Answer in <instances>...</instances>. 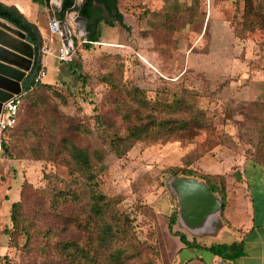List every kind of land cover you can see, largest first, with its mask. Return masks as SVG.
I'll list each match as a JSON object with an SVG mask.
<instances>
[{"label": "rangeland", "instance_id": "obj_1", "mask_svg": "<svg viewBox=\"0 0 264 264\" xmlns=\"http://www.w3.org/2000/svg\"><path fill=\"white\" fill-rule=\"evenodd\" d=\"M1 1L38 25L50 49L60 47V34L51 25L53 16L63 21L60 7L52 5L50 15L45 3ZM199 4L205 20L196 26L183 20L180 26L185 28L170 36L157 28L153 16L171 5L167 0H119L129 30L102 22L101 42L87 49L72 24L78 41L73 62L45 57L48 74L42 81L50 89H42L34 104H23L18 125L5 138L12 158L0 160V264H70L57 246L79 234L62 231L64 223L43 191L53 182L71 179L68 156L57 152L64 138L104 152L100 190L123 199L120 207L135 219L140 240L158 229L163 258L158 264H175L185 246L167 223L179 207L172 182L183 170L223 177L228 195L229 226L218 211L196 224L180 218L174 226L197 245L233 243L253 222L263 220L264 121L255 117L264 109V26L248 15L244 0ZM127 87L141 90L145 103L182 96L205 112L210 130L139 142L118 157L110 149L109 136H124L137 124ZM77 125L91 132L75 131ZM21 197L22 213L38 228L30 241L6 231L12 225L11 205Z\"/></svg>", "mask_w": 264, "mask_h": 264}, {"label": "trees", "instance_id": "obj_2", "mask_svg": "<svg viewBox=\"0 0 264 264\" xmlns=\"http://www.w3.org/2000/svg\"><path fill=\"white\" fill-rule=\"evenodd\" d=\"M171 5L166 9L154 13L157 28L172 36L176 31L183 29L180 25L196 26L197 21L202 23L206 14L200 11L199 0H192L191 4H181L178 0H167ZM44 4V0H34ZM75 0H63L59 13L61 20L65 13L74 5ZM248 15L256 16L259 25L264 26V0H244ZM81 15L87 19L85 47L90 49L101 42V23L114 27L119 24L129 30L122 13L119 11V0H87ZM107 15V17L105 16ZM259 18H258V17ZM0 18L20 29L27 35V40L34 45L36 59L31 72V82L26 85L21 95L17 123L13 128L3 132L0 152L1 157L12 158L10 147L6 141L9 131L15 129L19 123L21 107L24 103L34 104L40 98L42 89H50L51 85L43 81L36 82V77L42 68L39 56L41 50V34L36 25L15 7H9L0 2ZM253 23L256 22L253 20ZM156 26V25H154ZM77 41V40H76ZM77 48V47H76ZM77 68V67H75ZM78 71L81 69L78 67ZM74 72V69H72ZM128 88V87H127ZM141 90L128 88V95L135 103L137 115L133 118L134 124L124 136H109L110 149L115 155H125L136 143L153 142L168 139L176 134H189L194 131L210 130L211 125L205 112L196 104L189 103L182 96L172 101H157L145 103L141 99ZM186 95H191L187 94ZM132 116L125 115L130 120ZM257 122L264 121V109H258L255 117ZM75 131L89 134L85 125H77ZM58 154L68 156V168L71 179L64 182L53 179V184L44 191L49 205L56 217L64 223L62 231L72 230L79 237L60 242L57 252L65 257L70 264H158L162 261V249L158 241V229L154 227L145 241L138 236L135 219L126 210L121 209V197H108L100 190L98 177L104 171L105 154L101 149L90 151L89 148L77 145L73 140L64 138L57 145ZM175 176H178L175 172ZM179 177V176H178ZM180 178L196 179L204 183L220 201L218 212L222 220L230 223L226 218L228 195L224 178L214 175H204L193 170H183ZM61 180V179H60ZM173 189V187L171 186ZM174 190V189H173ZM175 192V191H174ZM23 199L11 205V227L7 234L15 239L19 236L30 241L38 231L32 220L23 213L21 204ZM182 218L180 204L168 216L170 231L178 236L187 247H201L197 242L189 241L185 233L174 231V226ZM57 228L60 225L57 224ZM60 230V229H59ZM53 231V229L51 230ZM61 231V230H60ZM46 236V234H45ZM211 253L228 260H235L244 254L243 242L232 244H212L206 248Z\"/></svg>", "mask_w": 264, "mask_h": 264}, {"label": "water", "instance_id": "obj_3", "mask_svg": "<svg viewBox=\"0 0 264 264\" xmlns=\"http://www.w3.org/2000/svg\"><path fill=\"white\" fill-rule=\"evenodd\" d=\"M87 0H75L74 5L65 13L62 21L63 46L72 52V24L79 31V38H86L87 19L81 15V10ZM49 11L52 5L62 9L63 0L54 5L52 0H44ZM56 22L54 16L52 19ZM41 42V47H42ZM42 58L41 50L39 52ZM36 59L33 44L28 42L27 35L8 21L0 18V118L4 105L17 96H21L24 81L32 72ZM172 187L178 195L181 215L189 224H196L205 217L218 211L219 199L202 182L186 178H175ZM205 255L204 252H193V255Z\"/></svg>", "mask_w": 264, "mask_h": 264}, {"label": "crops", "instance_id": "obj_4", "mask_svg": "<svg viewBox=\"0 0 264 264\" xmlns=\"http://www.w3.org/2000/svg\"><path fill=\"white\" fill-rule=\"evenodd\" d=\"M36 4H38V3H36ZM9 7H14V6H9ZM16 9L19 10L18 8H16ZM52 13H53V9H52V11H50V15H52ZM22 14H24V13H22ZM34 25H36V24H34ZM51 25H52L53 31L60 34L61 41L58 44V46L63 45V39L64 38L62 36V30L64 28L62 25V21L58 22L56 20V22H53L51 20ZM36 26L38 28V25H36ZM38 30H39V28H38ZM39 32H40V30H39ZM40 34H41V32H40ZM41 38H42V43L45 44L46 40H44L42 35H41ZM72 38H73V42L70 44V47H74V49L76 50V47H77L76 44H78V41H76L77 39H76V36L73 34V30H72ZM58 46H56V47H58ZM51 58L54 60L55 63L57 62V60L55 58H53V57H51ZM41 61H42L43 66L46 70V73L48 74L45 57L42 58ZM31 76L32 75L30 73L29 77L24 81V83H23L24 89H25L26 85H28L29 82H31ZM1 158L2 157H1V152H0V160H1ZM7 192H8V190H7ZM226 210H227V208H226ZM262 216H263L262 221L253 222V224L250 225L249 228H246V231L244 232V234H242V237L239 240L234 241V242H241V241L243 242L244 254L241 257H239L235 260H228V259L221 258V257L211 253L210 251H208L206 249V248L210 247L212 244H214V242L210 243L209 245H207V244L205 245L203 243V241L202 242L200 241L201 247H187L185 245L183 248H181L176 254L177 262H175V264H188L190 261H193L195 259L201 260V261H198V264H264V210L262 211ZM167 223H169L168 219H167ZM174 231H180V230L175 229ZM158 234H159V231H158ZM187 239L189 241H192L188 237H187ZM158 241H159V236H158ZM229 244H232V243H229ZM200 251L204 252L205 255H200V254H197L195 256L193 255V252L196 253V252H200Z\"/></svg>", "mask_w": 264, "mask_h": 264}, {"label": "built area", "instance_id": "obj_5", "mask_svg": "<svg viewBox=\"0 0 264 264\" xmlns=\"http://www.w3.org/2000/svg\"><path fill=\"white\" fill-rule=\"evenodd\" d=\"M82 40H83L82 41L83 43H86L85 38ZM75 53H76L75 49L72 52H68V49L63 45H61L56 50L50 49L47 44H42V47H41L42 58L46 56H50V57L55 58L61 63L73 62ZM46 75L47 73L42 63V68L36 77V82L42 81V79ZM20 98L21 96L15 97L11 101L7 102L3 107L1 118H0V143H1L3 132L7 129L13 128L17 123L18 110L21 104Z\"/></svg>", "mask_w": 264, "mask_h": 264}, {"label": "bare ground", "instance_id": "obj_6", "mask_svg": "<svg viewBox=\"0 0 264 264\" xmlns=\"http://www.w3.org/2000/svg\"><path fill=\"white\" fill-rule=\"evenodd\" d=\"M58 1H59V0H52V2H53L54 5H58V4H57Z\"/></svg>", "mask_w": 264, "mask_h": 264}, {"label": "flooded vegetation", "instance_id": "obj_7", "mask_svg": "<svg viewBox=\"0 0 264 264\" xmlns=\"http://www.w3.org/2000/svg\"><path fill=\"white\" fill-rule=\"evenodd\" d=\"M0 2H2L1 0H0ZM45 3V2H44Z\"/></svg>", "mask_w": 264, "mask_h": 264}]
</instances>
